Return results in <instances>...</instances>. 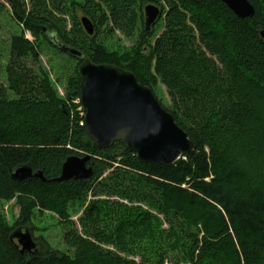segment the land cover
Masks as SVG:
<instances>
[{
    "label": "trees",
    "instance_id": "16d2710c",
    "mask_svg": "<svg viewBox=\"0 0 264 264\" xmlns=\"http://www.w3.org/2000/svg\"><path fill=\"white\" fill-rule=\"evenodd\" d=\"M2 1L33 36L52 44L43 28L53 31L92 63L130 71L151 89L153 58L154 75L171 99L168 111L194 148L170 166L140 163L121 141L98 148L86 131L84 109L63 103L48 74L25 62L29 56L37 60L35 44L23 33L13 35L5 73L6 89L15 97L0 88V203L14 198L19 215L9 225L0 209V264H264V194L256 175L264 178V39L259 34L264 0H248L254 13L244 18L220 0ZM148 4L161 9L165 22L153 43L148 38L154 27L149 33L143 22ZM69 9H80L96 32L110 21L128 36L138 30L137 45L127 55L106 54L81 21L75 20L73 33L66 30L60 15ZM146 45L147 56L141 53ZM69 56L78 66L81 60ZM79 81L75 69L67 81L68 99L80 98ZM83 154L93 160L90 178L54 180L66 157ZM25 164L44 180L12 179L10 170ZM107 169L109 175L98 180ZM89 194L115 195L128 204L90 200L82 233L65 234L71 253L33 236L35 208L56 212L65 221L69 204L81 205ZM16 229L31 233L35 249L30 253H20L10 239ZM147 234L164 247L145 242L142 259L130 258L136 247L127 246L126 238L145 241Z\"/></svg>",
    "mask_w": 264,
    "mask_h": 264
},
{
    "label": "water",
    "instance_id": "95a60500",
    "mask_svg": "<svg viewBox=\"0 0 264 264\" xmlns=\"http://www.w3.org/2000/svg\"><path fill=\"white\" fill-rule=\"evenodd\" d=\"M220 1L239 18L251 17L254 13L248 0ZM143 15L144 29L150 33L162 16L161 9L148 4L143 8ZM80 21L85 32L92 35V22L85 16ZM43 32L56 48L81 60L78 65L79 97L84 109V125L98 148L121 141L140 163L152 166H170L184 152L193 150V142L176 123L173 114L160 104L150 87L137 81L132 72L109 64H94L80 50L64 44L55 32L45 28ZM259 34L264 39V29ZM92 162L89 154L70 155L62 162L59 176L54 180L90 178ZM9 174L17 181L32 176L44 180L40 171L34 172L27 164L16 166ZM10 239L16 240L20 253L35 249L27 229L14 230Z\"/></svg>",
    "mask_w": 264,
    "mask_h": 264
},
{
    "label": "rangeland",
    "instance_id": "374dc122",
    "mask_svg": "<svg viewBox=\"0 0 264 264\" xmlns=\"http://www.w3.org/2000/svg\"><path fill=\"white\" fill-rule=\"evenodd\" d=\"M82 1L83 0H67L66 3L69 5L70 2L81 3ZM161 1L163 2V0ZM0 3L3 4L2 11L0 13V88L7 91V95L9 98L15 97L6 89L8 83L6 80L5 66L8 59L10 38L13 35L23 33V36L25 38L29 39L35 44L37 51V60H34L35 58L29 56L26 58V64L34 70L43 69L44 72L48 74L51 82L50 84L56 91V95L63 101V103L76 106L75 109L77 111H82L83 107L80 106V98H67V81L72 78L75 69L78 72V61L71 58L67 53H62L58 51V49H55L46 37H35L29 31L23 30L21 25L13 20L8 5L2 0H0ZM103 9L105 10L104 7ZM165 10L167 11L168 7H165ZM60 16L65 20L66 30L70 33H73V31L75 30V20H77V22H80L83 14L80 9L77 10L76 13L72 12L69 9V13L61 14ZM163 17L164 15L154 24L151 37L148 38L149 42L153 43V41L165 30V22L163 20ZM186 24L192 27V23L188 19L186 20ZM82 30L85 32L83 27ZM89 36H93L96 42L100 41L103 44L106 54L113 55L117 53L118 56H123L124 54L127 55L131 53L137 45L138 42L136 41H138L139 39V31L135 29L133 35L128 36L123 32L122 29H120L110 21L100 27L98 32L95 31L94 27L93 34ZM195 36H197V34H195ZM147 47V45L144 46L143 50L141 51V53L146 56L148 55ZM201 50H203V48H201ZM207 55L209 54L207 53ZM151 62L152 66L150 68V72L152 73V91L160 104L168 110L171 105V99L160 77L154 75L153 58L151 59ZM110 171L111 169H107L106 171H104L103 175L98 180H101L108 176ZM253 173L256 174L255 172ZM250 174H252V172H250ZM256 175L258 180L257 188L260 189L264 194V178L261 180L258 179V177H261L260 172H257ZM184 186L186 187V185H183V187ZM94 199H111V201L128 204L126 200L119 199L115 195H112L110 197L105 195L92 197L91 194H89L85 202H81V205H79L78 203L69 204V217L65 221L61 220L56 212L35 208L32 220V223L35 226L33 236H42L50 244L53 250L71 253V249L65 242V234L71 233L73 231L77 232L78 234L82 233L83 228L81 224V218L84 214L85 208L89 204V201ZM131 205L138 206V204L134 202ZM141 206L144 209H147L146 206ZM0 209L5 221L9 225H12L19 215V206L16 204L15 199L13 198L9 201L1 202ZM162 227L163 229H167V224L163 222ZM145 236V241L139 238H134L133 236L126 238L127 246L131 245L133 248L136 247V251L128 255L130 258H133L137 261L142 259L140 252L145 242H148L149 246H153V243L157 242V244L160 245L161 248L164 247V244L157 241L154 236L151 237L149 234ZM104 247L107 246L104 245ZM108 248L112 247L109 246Z\"/></svg>",
    "mask_w": 264,
    "mask_h": 264
},
{
    "label": "built area",
    "instance_id": "2783aa9c",
    "mask_svg": "<svg viewBox=\"0 0 264 264\" xmlns=\"http://www.w3.org/2000/svg\"><path fill=\"white\" fill-rule=\"evenodd\" d=\"M80 106H82V105H80Z\"/></svg>",
    "mask_w": 264,
    "mask_h": 264
}]
</instances>
